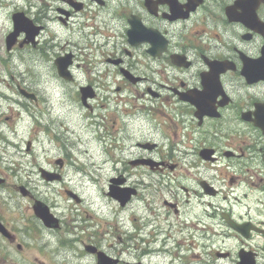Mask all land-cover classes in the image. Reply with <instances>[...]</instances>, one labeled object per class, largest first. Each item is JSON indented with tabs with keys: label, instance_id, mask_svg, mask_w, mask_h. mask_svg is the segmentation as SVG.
Listing matches in <instances>:
<instances>
[{
	"label": "flooded vegetation",
	"instance_id": "obj_1",
	"mask_svg": "<svg viewBox=\"0 0 264 264\" xmlns=\"http://www.w3.org/2000/svg\"><path fill=\"white\" fill-rule=\"evenodd\" d=\"M16 11L38 30L7 53L46 57L56 76L67 59L70 79L57 78L93 127L104 194L133 208L127 239L155 243L126 264L165 259V238L189 236L211 241L215 264H264V0H17ZM21 86L32 112L41 97Z\"/></svg>",
	"mask_w": 264,
	"mask_h": 264
},
{
	"label": "rangeland",
	"instance_id": "obj_2",
	"mask_svg": "<svg viewBox=\"0 0 264 264\" xmlns=\"http://www.w3.org/2000/svg\"><path fill=\"white\" fill-rule=\"evenodd\" d=\"M16 1L0 0V173L5 178L0 185V213L16 237L13 243L0 238V264H95V256L84 250L85 244L120 256V264L133 261V253L137 258L140 248L148 252L146 249H152L155 243L141 242L137 235L131 239L124 235L133 208L121 210L105 196L103 187L109 171L93 127L71 95L70 84L58 80L52 61L46 57L35 61L20 58L14 52L7 53L4 47V36L11 29L9 12ZM20 2L26 7L24 1ZM49 27L66 36L57 24ZM25 83L41 97L38 105L31 106L32 112L20 105L16 86ZM64 153L71 158L59 169L54 159ZM38 167L61 170L63 178L45 182ZM20 185L30 191L33 199L20 194ZM65 189L81 200L69 198ZM34 199L50 206L62 221L59 229L50 232L42 226L31 209ZM120 221L125 222V228ZM195 223L189 220L187 228L195 230ZM163 245L174 252L165 250V259L162 252L153 259L155 252L151 250L150 255L141 258L143 263L215 264L213 246L207 238L168 237Z\"/></svg>",
	"mask_w": 264,
	"mask_h": 264
},
{
	"label": "water",
	"instance_id": "obj_3",
	"mask_svg": "<svg viewBox=\"0 0 264 264\" xmlns=\"http://www.w3.org/2000/svg\"><path fill=\"white\" fill-rule=\"evenodd\" d=\"M20 16H14L13 21H14V29H22L28 28L29 23H27L24 19H22ZM59 74L62 76H65L66 73L64 69H59ZM46 178L50 176H45ZM33 210L34 213L42 220V222L47 226V227H56L57 226V220L52 217V215L49 213L47 206L43 205L42 203L36 201L35 204L33 205ZM0 231L5 234V231L3 227L0 225ZM97 264H111L110 262H107L106 259L103 257V254L98 253V262Z\"/></svg>",
	"mask_w": 264,
	"mask_h": 264
}]
</instances>
